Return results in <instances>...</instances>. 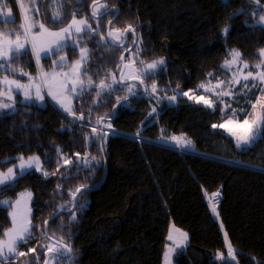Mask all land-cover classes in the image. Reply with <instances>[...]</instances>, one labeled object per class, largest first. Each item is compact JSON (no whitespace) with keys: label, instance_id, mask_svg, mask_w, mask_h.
I'll use <instances>...</instances> for the list:
<instances>
[{"label":"trees","instance_id":"trees-1","mask_svg":"<svg viewBox=\"0 0 264 264\" xmlns=\"http://www.w3.org/2000/svg\"><path fill=\"white\" fill-rule=\"evenodd\" d=\"M7 3L19 22L17 0ZM92 3L66 0L65 23L53 24L51 0H41L40 16L49 28L58 29L70 21L73 11L77 17L92 19ZM101 3L107 5L103 13L119 10L117 17L114 10L100 19L98 32L106 41L108 20L116 17L111 28L124 29L127 24L135 28L144 62L165 59L162 68L143 78L147 88L156 81L162 87L195 90L220 76L230 50L238 49L244 61L256 64L264 48V28L250 24L256 0ZM258 4L264 6V0ZM93 27L97 28L95 22ZM130 37L134 40L132 33ZM84 40L90 57L84 78L91 76L96 86L101 80L111 81L112 73L117 82L111 91L100 93L93 106L95 88L78 111L83 110L93 124L105 119L114 133L102 152L101 137L90 136V127L73 123L51 102L46 107L19 104L13 112L0 113V168L15 163L17 157L38 155L49 173L30 171L0 191V239L11 228V205L2 206L1 201L13 203L24 190L33 193L32 238L17 249L26 255L3 264H44L43 246L53 244L48 236L57 241L62 237V243L72 249L69 257H60L55 264H162L171 222L190 236L187 252L177 257V264H264V129L248 150L241 151L233 139L213 127L229 112H212L179 98L176 106L162 105L152 115L156 101L149 90L148 95L132 97L115 108L131 94V83L118 81L122 50L105 45L96 34ZM22 57L32 60L30 53ZM260 95L257 88L246 97L237 96V106L250 109ZM178 134L191 138L194 151H179L159 142ZM86 155L96 159L89 166L79 165L77 158ZM65 159L73 163L62 164ZM106 170L102 186L83 191L74 211L54 217L74 207L73 193L78 188L98 187ZM219 192L223 199L215 214L211 199ZM229 242L236 261L215 260L218 253L228 255ZM29 248L35 252H28Z\"/></svg>","mask_w":264,"mask_h":264},{"label":"snow or ice","instance_id":"snow-or-ice-1","mask_svg":"<svg viewBox=\"0 0 264 264\" xmlns=\"http://www.w3.org/2000/svg\"><path fill=\"white\" fill-rule=\"evenodd\" d=\"M257 3H259V0H256ZM66 3V0H51L52 4V14L50 16V22L53 24H64V16L62 9L64 7V4ZM17 5L20 11V20L17 22L13 16H12V10L11 7H9L7 0H0V17L5 18V22H12V23H18V29H14L10 32H4L0 31V61H6V62H14V59L17 58L21 52L25 49V46L27 44H31L32 52L36 55L37 63H39L40 56H39V50H43L45 52L52 51V43L55 44L56 51H63V48L65 44L63 41H65L67 38L76 36V43H78L81 39L84 37L80 36V33H85L86 35H91L95 33L98 35L101 39V41H104L105 45L117 46L118 49H123L124 42L127 39V34L132 33L133 36L136 35V30L133 27L132 24H127V26L124 29L120 28H110L107 31V36L110 38L109 40H105L104 34L97 32L95 29L92 28V24L88 22L87 17H81L77 18L76 13L73 11L71 13V19L66 23V26L61 27L59 31H50L48 27H46V24L44 21L37 19V14L39 13V7H38V0H30V3L26 6L24 3V0H17ZM92 12L91 16L93 21L97 24V28L100 24V19L107 17V12L101 13V8H107V5L104 3H101L100 0H93V3L91 5ZM261 11L264 12V6H261ZM255 15V13H253ZM259 24L264 25V14H260L258 21ZM108 24L111 25L112 21L108 20ZM35 29H38V31H34ZM227 29H224V32L227 33ZM45 34H47L48 37H56L58 38L56 41H52L50 43H45L40 40L41 37H44ZM14 37V39L12 38ZM133 43L136 41L133 40ZM88 48L85 46L80 49V59L76 60L74 64L70 66L71 72L70 73H61L60 75H63L64 77L71 76L70 81H66L65 84L62 85V87H66L67 83H71L72 87L70 89H67L68 91L75 92L77 86L81 88V91H83V88L85 86V81L80 79L81 75H86V73L81 72V68L83 67V64L87 62L88 60ZM242 54L238 50H233L230 53L231 59L225 60L223 67L230 70L235 65V71L231 72V79L230 81L225 83L223 80H217V83L214 87H209L205 83H201L198 87L201 89H204L205 93H212V95L220 97V96H233L234 89L232 88L233 85H241L242 89L251 90L252 88H256L260 86V93L261 95L257 97L256 102L252 104V111L247 113L246 117L243 120H240L238 117H236V109H232L231 116L234 119H226L224 123H221L220 125H213V127H220L227 131L230 135L234 136L237 142V146L240 147L241 144H250L253 140L257 138V136L260 134L259 130L264 129V48H261L259 50V63H256L254 65L255 71L249 69V64L242 60L241 58ZM64 58L61 57V60ZM123 56H121V60H123ZM140 63H144V61H140ZM164 64L163 59L154 60L151 63L145 64L143 72H136L134 70L133 78L140 80V83H143V79H141V76H148L151 77V75L154 73V71L157 69L158 66H161ZM3 66V65H0ZM125 68L129 67V64L124 65ZM245 69H249L247 72H245ZM21 75H28V73H24L21 70ZM56 73L47 74L42 73V76L45 80H51L54 79L56 76ZM112 77L113 83L116 82V75L110 73ZM241 78L243 80V83L241 84ZM120 79H124L123 73L120 75ZM249 79L253 81L251 84L248 83ZM0 83L5 85V90L0 91V97H6L8 100H13L14 96L12 95L13 86H15V89L17 91H23V95L26 99H31V89L32 85H25L19 82L18 80H9L7 77H3L0 79ZM211 84V81L208 82ZM93 84V80L91 76L87 77V86L91 87ZM221 85H224V88L221 89V91H216V88H220ZM97 88L104 90L108 89L111 90L112 86L111 84H106L104 80H101L97 85ZM152 90L156 91V85L153 83L151 85ZM230 89V90H225ZM36 94L37 98H41L39 95V87L36 88ZM49 94H52L51 91ZM79 94V93H77ZM97 96L100 95V92L96 93ZM182 96L188 97L189 100L194 101L197 104H204L205 106L212 108L213 107V101L209 98H206L205 95L200 94H192L191 91H185L180 93ZM170 100H175L176 97L172 96L169 97ZM219 103L224 104V100H219ZM259 106V110L258 109ZM12 107V105L4 103L3 100H0V109L3 108H9ZM61 107L64 108L67 112H72V109L67 104H61ZM227 107H231V105H227ZM82 118V117H81ZM95 131V129H94ZM174 141H176L177 144H179L181 147H188L191 144V141L184 140L182 137H172ZM79 155V154H77ZM36 165L37 170H39V158L38 157H30L27 162L23 161V158H21V164L19 165L20 169L23 170L25 168H32L33 165ZM72 161L65 159L64 164H71ZM49 173L44 172V175L47 176ZM55 174V173H53ZM16 178V173L14 168H9L7 170V173H0V185L5 184L9 180H14ZM77 192L80 191L78 188L76 190ZM25 194H21V196H24ZM215 195H219V193H216ZM28 197L31 196V193L27 194ZM73 196H75V193H73ZM2 203L7 204V201H3ZM20 204V201H17V205ZM213 211L215 212V208H213ZM30 209H26L23 214H20L16 211L12 213V224L13 227L9 229L8 232L4 233V236L6 239H0V259L3 261H7L9 256H14L16 258L25 256L26 253L22 251H17L20 244H27L28 240L32 238V225L31 220L29 218ZM75 219V217H72ZM179 231L178 229L176 230ZM42 235H44L42 233ZM184 238L186 239V234H182ZM227 235V234H225ZM48 240H52L51 236L47 237ZM169 240H174V237L172 234H169L168 236ZM63 238H60V241H58L56 244H47L44 245V251L45 253H54L51 255L44 264H52V262L56 261L58 258L63 257L66 253H71L72 249L69 247L66 243H62ZM177 246H182L180 241H176ZM173 251L172 248H169L168 254H171ZM228 257L231 260L236 259L235 251L231 246V243L228 244ZM28 252L34 253L35 248H29ZM219 257L221 259L224 258V254L220 253ZM39 259V257H36ZM168 258V255L166 254V259Z\"/></svg>","mask_w":264,"mask_h":264},{"label":"rangeland","instance_id":"rangeland-1","mask_svg":"<svg viewBox=\"0 0 264 264\" xmlns=\"http://www.w3.org/2000/svg\"><path fill=\"white\" fill-rule=\"evenodd\" d=\"M40 2H41V0H38V7L40 5ZM24 3L27 6L30 3V0H24ZM261 6L262 5L257 3V8L252 10V12L255 13V15L253 14L252 21L250 24L251 25H258V26H261L264 28V25H261L257 22L259 15L264 14V12L261 11ZM11 10H12V16L16 20V15H15L12 8H11ZM100 12L103 13L102 8L100 9ZM77 18L79 19L81 17H77ZM91 18H92V16H91ZM37 19L42 21L41 16H40V8H39V13L37 14ZM88 22L91 23L92 28L98 32L99 29L93 27L94 21L92 19H88ZM3 23H7V22H5L4 17H0V29H1V27L5 28L4 32H10V31H13L14 29H18V24H14V25H10V26H4ZM107 26H108V24H107ZM46 27H48V26L46 25ZM49 29H50V31H59L60 28H58V29L49 28ZM34 31H38V29H35ZM79 35L84 37V38L81 39L78 43L75 42L76 41L75 35L72 37H69L65 41H63V43L65 44L63 51H56V47H55L54 43H52V45H51L52 51L45 52L43 50H39V56H40L39 63H37L36 55L33 54V52H32V48H31L30 43L27 44L25 46V49L21 52V54L17 58L14 59V62L0 61V65H3V66H0V79H2L3 77H7L9 80H18L22 84H25V85L31 84L32 85V89H31V97L32 98L31 99H26L23 95V91H17L15 89V86H13V91H12V95L14 96L13 100L10 101L6 97H0V100H3L4 103L12 105V107L0 109V113L13 112L18 108L19 104H22L24 106L46 107L48 102H51L65 116H67L73 123H79V124L85 123L88 127H90V130H89L90 136H95L96 139H99L101 137L100 140L103 141V144H102V142L100 143V147L102 148V149L101 148L100 149L103 152V150L105 148V144L108 142L109 136L112 133H114V132H112L111 125L109 123H106L105 119H101V120L99 119L98 121H96L97 123L102 121L101 125L100 124L98 125L96 122H94V124L91 123V120L86 118L87 116L83 110L78 111V107L79 106L82 107L83 104H85L87 102V98H86L87 96L92 97L93 94H95V88H96V93L97 92L102 93L105 91H111L112 89H114L117 80L115 83H113L112 80L111 81L108 80V82H105L106 84H111V86H112L111 90H108V89L101 90V89L97 88L94 84H92L91 87L87 86V79L84 78L83 75H81L80 79L85 81V86L83 88V91H81V88L79 86H77L75 92L68 91L67 89H70L72 87L70 82L66 84V87H62V85L65 84L66 81L71 80V76L64 77L63 75H60V74L71 72L70 66L72 64H74V62L76 60L80 59V49L81 48L86 46L89 50V47L87 46L88 42L85 41L84 39L95 37V33H93L91 35H86L85 33H80ZM12 38L14 39V37H12ZM57 39L58 38H56V37H48L47 34H45L44 37L40 38V40L45 42L46 44L50 43L52 41H56ZM132 41H133L132 37H130L129 41L126 43V45L124 46V48L122 50V54L124 53V51H127L126 56H125V64L126 63L129 64V67L125 68V72H124V79L125 80L126 79H135V78H133L134 70L136 72L142 73L144 70L145 64L152 62V61L144 62L143 64L140 63V61H143L142 55H141V48H142L141 44L137 43L136 47L134 49H131V46L133 44ZM233 50H238V49L230 50L228 59H231L230 53ZM28 53L31 54L32 60H25L22 57ZM61 57H63L64 59L61 60ZM241 58H242V56H241ZM159 59L165 60L163 57L157 58L155 60H159ZM89 60H90V57H89V52H88V60L86 63L83 64V67L81 68L82 73H84L85 65L89 62ZM248 64H249V69L255 71V69H254L255 64H250V63H248ZM163 65L158 66L157 69L154 71V73H156L160 68H162ZM223 65H222V72H221L220 76L211 78L210 80L207 81V83H205L206 85H208L209 87H214L216 85L218 79L225 81L226 84L228 81H230L231 72L235 71L236 66L234 65L230 71V70L226 69L225 67H223ZM121 69H122V63H121ZM249 69H245V72H247ZM21 70L24 73H28V75H21L20 74ZM42 73H47V74L56 73L57 75L54 77V79L45 80L42 76ZM144 77L145 76H141V79H143ZM111 78L112 77L110 75V79ZM209 81H211V84L208 83ZM252 82L253 81H251V79H249L248 83L251 84ZM153 83H155V85H156V91L152 90L151 85ZM242 83H243V80L241 78V84ZM152 84L148 85V88L146 87V89L149 90V95L151 96V98L154 99V101H156L155 106H153V108L151 110L152 115H155L156 113H158V111L160 110L159 107L162 105L176 106L179 103V98H187L188 99V97L180 95V93L185 92L182 89H178V88L177 89H171V88H167V87H162V86L158 85L156 83V81L152 82ZM37 87H39V95L41 98H37V94H36V88ZM222 88H224V85H221L220 88H216V91L219 92V91H221ZM232 88L234 89V93H235L233 96H220V97L214 96L210 92L205 93L204 89H201L199 87L196 88L195 90L191 91L192 94H196V95L203 94V95H205L206 98L211 99L213 101V107L212 108H209V107L205 106L204 104H197L192 100H189V99L188 100L192 101L193 103H195L199 106H203L205 108H208L212 112L220 111L223 115H226L229 112L230 115H228L221 123H224V121L226 119H234L231 116L232 109H236V117H238L240 120H243L241 116H244L245 113L247 114V113L251 112L252 108L246 110L245 108H241V107L237 106V104L239 102V100L237 99V96L246 97L254 89L260 88V86H258L256 88H252L250 91L246 90V89H242L241 85H233ZM129 89H130L129 93L131 91L130 96L131 95L139 96L137 93H140V91H143L142 88L141 87L139 88V86L136 83H131L129 86ZM3 90H5V85L0 83V91H3ZM225 90H230V89H225ZM50 91L52 94H49ZM77 93H79V94H77ZM146 95H148V91L146 92L145 96ZM172 96H175L176 99L170 100L169 97H172ZM99 99H100V97H98V96L92 97V105L93 106L97 105ZM221 99L225 101L224 104L219 103V100H221ZM61 104H67L72 109V112L70 113V112L65 111L64 108L61 107ZM227 105H231V107H227ZM257 110H259V106H258ZM245 117H246V115H245ZM94 129H95V131H94ZM220 129L223 131V133L226 136L233 139L236 147L241 151L248 150L260 138L261 133H262V129H260L259 130L260 134L257 136V138L255 140H253L250 144H247V145L242 143L241 146L238 147L235 137L230 135L224 129H222V128H220ZM172 137H182L184 140L191 141V144L188 147H181L179 144L176 143V141H174L172 139ZM88 142L90 143V140ZM159 142L164 144V145L173 147L179 151H183V152L194 151V144H193L191 138L189 136H187L186 134L168 135V136L162 137L159 140ZM30 157H38L39 158V170H37L35 163H34L32 168H25L23 170L20 169L19 165L21 164V158H23L24 162H27ZM30 157H17L16 158L17 161L15 163L8 165L5 169L0 168V173H7V170L9 168H14L15 173H16V178L14 180H9L5 184L0 185V191L2 189H4L5 187L12 185L21 176L25 175L26 173H28L30 171H36L40 174H44L45 171L47 172L46 168L44 167V163H43L40 156L34 155V156H30ZM91 158H89V156L86 155L83 157H78L76 161L81 166L82 165L83 166H89L92 163V161L94 159H96L94 157H91ZM62 164H64V160L62 161ZM64 165H68V164H64ZM83 188H86V187H83ZM22 193L25 195L21 196ZM22 193H20V195L18 196L16 201L13 203H10L8 199L3 200V201H7L8 202L7 204L2 203L3 201H1L2 206L11 205V207H10L11 228L13 227L12 213L14 211H16L20 214H23L26 209H30L29 218H30V220L32 219V215H33V206H32L33 193L30 190H24ZM28 193H31L30 197L27 196ZM81 193L82 192H80V194ZM213 198L211 199V203L215 199V198L214 199ZM17 201H20L19 205H17ZM82 203H83V201H82ZM216 212L217 211L215 210L214 213L216 214ZM177 229L179 230L178 232L176 231ZM169 234L173 235L174 240L168 239ZM182 234H186V239L184 238V236ZM168 236H167L165 250L163 253L162 264H177V257H179L182 254H185L187 252V248L189 246L190 236H189V233L187 231L178 227L173 222H171V224H170ZM3 239H6V237H4ZM176 241H180L182 246H177ZM169 248L173 249L171 254H168ZM166 254L168 255L167 259H166ZM219 254L220 253H218V255L215 257V260L221 259L219 257ZM69 256H70V253H69ZM224 257H226V259L231 261V262L236 261V259L231 260L228 257V255L224 256ZM11 258H14V256H9L7 261ZM45 258H46V256H45ZM7 261H3L2 259H0V264H3ZM56 261L52 262V264H55Z\"/></svg>","mask_w":264,"mask_h":264},{"label":"water","instance_id":"water-1","mask_svg":"<svg viewBox=\"0 0 264 264\" xmlns=\"http://www.w3.org/2000/svg\"><path fill=\"white\" fill-rule=\"evenodd\" d=\"M103 1H105V0H100V2H103ZM115 10H117V15H116V17L118 16V13H119V10L118 9H116V8H114ZM90 11L92 12V8L90 7ZM112 11V9H110L109 11H107V14L109 13V12H111ZM116 17L115 18H113L111 21H112V24H113V22L115 21V19H116ZM103 18V17H102ZM112 24L111 25H109L108 24V26H107V31L111 28V26H112ZM107 38H108V40L110 39L108 36H107ZM135 43L132 45V47H131V49H133V48H135V46H136V44H137V42H138V36L137 35H135ZM126 43H127V39L125 40V42H124V46L126 45ZM112 46H114V47H117V46H115V45H112ZM123 46V47H124ZM126 53L127 52H124L123 54H122V56H123V60H121L122 61V69H121V71H120V73H119V76H118V81L120 82V83H123V84H127V83H138L139 85H141V87H142V89H143V93H142V95L141 96H135V95H131V96H129L128 98H126V99H124L123 101H121V102H119L116 106H115V108H117L121 103H123V102H125V101H128L130 98H132V97H139V98H142V97H144L145 96V94H146V87H145V85H144V82L143 83H140V80H138V79H129V80H121L120 79V75H121V73H123V75H124V72H125V67H124V65H125V56H126ZM110 121H113V119H111ZM101 123H102V121H100L99 122V124L101 125ZM106 176H107V170H106V173H105V176H104V179H103V181L101 182V184L98 186V187H96V188H80V191L79 192H77L76 193V195H75V197H74V207L71 209V210H69V211H65V210H60L54 217H57V216H59L61 213H71L72 211H74V209H75V203H76V200H77V197H78V195L80 194V192H83V191H85V190H87V191H94V190H96V189H98L100 186H102V184L105 182V180H106ZM50 221H51V219L50 220H48L47 222H46V234H47V227H48V225H49V223H50ZM51 242H53L54 244H56L58 241L57 240H50ZM54 253H46L45 254V256H46V258H45V261L50 257V255H53ZM69 256V253H66L63 257H68Z\"/></svg>","mask_w":264,"mask_h":264},{"label":"built area","instance_id":"built-area-1","mask_svg":"<svg viewBox=\"0 0 264 264\" xmlns=\"http://www.w3.org/2000/svg\"><path fill=\"white\" fill-rule=\"evenodd\" d=\"M223 196L221 193H219L218 197L213 201L215 206L218 207L220 204V201L222 200Z\"/></svg>","mask_w":264,"mask_h":264},{"label":"flooded vegetation","instance_id":"flooded-vegetation-1","mask_svg":"<svg viewBox=\"0 0 264 264\" xmlns=\"http://www.w3.org/2000/svg\"><path fill=\"white\" fill-rule=\"evenodd\" d=\"M113 11L115 10L114 8H111ZM129 38H130V33L127 34V42L129 41ZM134 40H135V36H134ZM138 40H139V37H138ZM137 45V44H136ZM136 47V46H135ZM124 48V47H123ZM134 49V48H133ZM123 50V49H121ZM124 52H127V51H124Z\"/></svg>","mask_w":264,"mask_h":264}]
</instances>
